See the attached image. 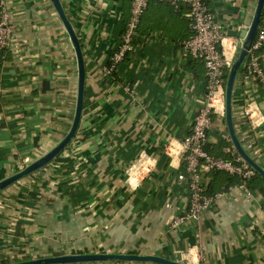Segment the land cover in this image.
Here are the masks:
<instances>
[{"label":"crops","instance_id":"1","mask_svg":"<svg viewBox=\"0 0 264 264\" xmlns=\"http://www.w3.org/2000/svg\"><path fill=\"white\" fill-rule=\"evenodd\" d=\"M60 1L85 61L82 117L57 156L0 191V264L89 252L155 254L185 264H264L263 197L256 190L252 199L235 187L197 220L170 225L187 193L177 180L183 166L170 164L164 146L190 131L206 80L203 63L181 52L179 42L191 31L185 8L180 14L149 0L134 33L138 45L106 71L131 0ZM205 1L224 33L240 36L256 0ZM1 2L12 37L0 48V180L62 139L77 94L74 49L51 2ZM258 55L264 70V49ZM248 93L264 118V85L239 79L234 128L249 131L256 148L250 152L264 168V119L253 129L240 117ZM226 133L224 116L215 115L206 143L215 149L220 139L227 143ZM139 157L150 166H139Z\"/></svg>","mask_w":264,"mask_h":264},{"label":"built area","instance_id":"2","mask_svg":"<svg viewBox=\"0 0 264 264\" xmlns=\"http://www.w3.org/2000/svg\"><path fill=\"white\" fill-rule=\"evenodd\" d=\"M165 2L174 9L185 7L184 16L189 22L191 36L179 42L183 55L200 60L205 69L206 85L203 100L196 108L188 134L182 139H169L164 151L172 166L183 169L177 174V180L186 186V201L182 210L175 214L171 226L176 227L184 220H197L202 212L206 211L215 199L227 191L238 187L247 198H254V192L249 183L256 175V171L237 153L228 133L223 135L227 141L224 152L230 155L225 159L216 157L205 150L208 132L213 124V116H224L225 111V82L229 68L242 42L240 36H230L224 33L222 24L215 14L209 10L205 0H157ZM148 0H131L130 15L126 27L121 35L117 51L111 56L106 71L122 60L125 53L132 49L135 30L147 6ZM8 12L0 0V48L9 45L12 37V27L8 22ZM264 47V18L260 21L255 39L249 53L242 64L240 80L243 84L251 80H258L264 85V70L258 55ZM240 117L255 129L263 121V114L256 99L247 94L243 99ZM239 131V132H238ZM241 143L248 151L255 150L254 139L248 130H236ZM137 164L143 168L150 166L143 158L137 159ZM211 170H220L239 178L237 184H230L224 190L207 194Z\"/></svg>","mask_w":264,"mask_h":264},{"label":"water","instance_id":"3","mask_svg":"<svg viewBox=\"0 0 264 264\" xmlns=\"http://www.w3.org/2000/svg\"><path fill=\"white\" fill-rule=\"evenodd\" d=\"M55 9L63 27L65 28L70 42L73 46L77 64V94L75 108L70 127L62 139L42 156L30 161L26 166L8 177L0 180V191L10 184L18 181L22 177L40 169L57 156L74 138L82 117L84 85H85V61L80 40L68 16L66 15L60 0H49ZM264 11V0H256L249 15L247 28L244 29L240 37L242 42L237 54L229 68L225 82V111L224 118L228 135L237 153L264 179V168L248 152L245 144L241 143L234 128L232 113V96L235 84L239 81L238 74L244 60L246 59L252 43L255 39L262 15ZM97 261H149L155 264H185L180 260H173L155 254H137L123 252H89V253H67L61 255L43 256L33 259H25L2 264H72L82 262Z\"/></svg>","mask_w":264,"mask_h":264},{"label":"trees","instance_id":"4","mask_svg":"<svg viewBox=\"0 0 264 264\" xmlns=\"http://www.w3.org/2000/svg\"><path fill=\"white\" fill-rule=\"evenodd\" d=\"M148 2H149V0H148ZM163 3H165V2H163ZM165 4H167V3H165ZM147 5H148V3H147ZM168 6H169V4H168ZM146 8H147V6H146ZM146 8H145V10H146ZM169 8H170V10H173L176 13L182 14V11H184L185 7L181 6V8L179 10L174 9L172 6H169ZM263 18H264V11H263V15H262L261 21H262ZM140 21H141V19H140ZM126 23H127V21L125 22V20H123V24L120 27V36L117 38L119 40H118V42L116 41L118 43V46L120 44L121 35H122V33H123V31H124V29L126 27ZM139 24H140V22H139ZM139 24H138V26H139ZM191 33H192V31H190V35L186 36L185 38H188L189 36H191ZM137 45H138V43L135 42V39L133 37L132 49L131 50H133V48L135 46H137ZM116 49H118V48H116ZM262 49H264V47H262L260 50H262ZM128 52L125 53V55H124V57L122 59L125 58V56H126V54ZM110 62H111V60H110ZM115 67H116V65L113 67V70H114ZM205 85H206V80H205ZM204 93H205V90H204ZM233 96H234V94H233ZM227 144L228 143H226L223 139H220L218 144H217V147H215V149L210 147L207 143L204 145V148L210 154H215L214 156H216V157H223V158L227 159L230 156L227 155L226 153H224L223 151H221V147L225 146ZM206 175H208L210 177V181H209V184H208L207 190H206L207 194H211V193H214L216 191H220L221 189H225L230 184H234L236 182H239V179H238L237 176L227 174V173H225L223 171H220V170H211ZM249 187H250L251 190H256L258 193L261 194V196L263 197L261 205H262V208L264 209V179L260 175H258L256 173V175L254 176L252 181L249 183ZM3 263H6V261H4Z\"/></svg>","mask_w":264,"mask_h":264},{"label":"rangeland","instance_id":"5","mask_svg":"<svg viewBox=\"0 0 264 264\" xmlns=\"http://www.w3.org/2000/svg\"><path fill=\"white\" fill-rule=\"evenodd\" d=\"M241 69H242V66H241V68H240V70H239V72H238V74L240 75V71H241ZM249 152V154L252 156V153L250 152V151H248ZM257 161V160H256ZM258 162V161H257Z\"/></svg>","mask_w":264,"mask_h":264}]
</instances>
